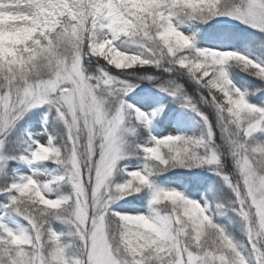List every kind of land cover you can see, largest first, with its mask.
Returning a JSON list of instances; mask_svg holds the SVG:
<instances>
[{"label": "snow or ice", "instance_id": "6c2138e0", "mask_svg": "<svg viewBox=\"0 0 264 264\" xmlns=\"http://www.w3.org/2000/svg\"><path fill=\"white\" fill-rule=\"evenodd\" d=\"M0 264H264V0H0Z\"/></svg>", "mask_w": 264, "mask_h": 264}]
</instances>
